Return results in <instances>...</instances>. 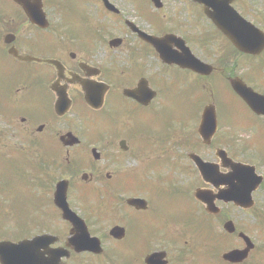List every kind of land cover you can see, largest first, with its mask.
<instances>
[{"label":"flooded vegetation","instance_id":"obj_1","mask_svg":"<svg viewBox=\"0 0 264 264\" xmlns=\"http://www.w3.org/2000/svg\"><path fill=\"white\" fill-rule=\"evenodd\" d=\"M43 1L46 26L32 24L22 8L9 7L0 38V61L21 68L14 86L0 97V115L6 116L0 157L26 160L16 172L22 194L0 189V210L10 241L39 236L48 241L25 254L26 264L220 260V249L205 243L203 233L213 237L222 222L234 220L233 211H240L220 194L227 188L220 175L233 173L231 162L240 154H253L246 162L263 176L254 204L244 210L247 230L258 231L255 222L264 229V113L244 102L231 85L241 78L264 97V50L245 53L223 37L217 54H205V29L194 25L204 19L203 7L193 0H108L115 8L106 0H84L81 7L73 6V0ZM123 1L130 5L124 7ZM249 4L234 2L264 30V14L254 20L246 11ZM188 8L194 11L190 18ZM167 34L177 36L163 42L167 54L161 55L150 38ZM187 47L193 57L213 65L209 75L193 69ZM13 52L36 59H20ZM221 86L243 103L250 116L245 126L223 117L228 104ZM204 92L208 99L198 100ZM61 94L70 101L68 109L62 105L65 113L56 107ZM189 96L197 101L191 117ZM212 101L218 127L205 140L199 126ZM170 110L183 112L150 124L156 113ZM196 156L212 165L214 175L200 170ZM61 181L72 211L68 219L55 199ZM197 189L213 192L219 212H209L195 198ZM174 194L193 195L192 202L173 200ZM253 251L248 264L263 255Z\"/></svg>","mask_w":264,"mask_h":264},{"label":"rangeland","instance_id":"obj_2","mask_svg":"<svg viewBox=\"0 0 264 264\" xmlns=\"http://www.w3.org/2000/svg\"><path fill=\"white\" fill-rule=\"evenodd\" d=\"M5 1L6 0H0V11L3 12L4 9H6V7L8 5H5ZM72 1V0H70ZM78 1L76 4L75 2ZM84 0H73V6L75 5L76 7H81L82 3ZM125 4H123L121 2V4L126 7L128 5H130L129 3L123 1ZM11 6V5H10ZM133 6V5H132ZM249 8L247 7L246 11L248 13H250V16L254 18V20L257 19L258 16H261V14H264V0H250V4H249ZM73 12V11H72ZM191 12H194L191 10ZM188 10L185 12L188 17L190 18L191 15H193ZM169 14L172 15L173 11L169 10ZM3 22L0 21V32H2L3 30V26H2ZM111 25H113V23H110ZM190 25L192 24V22L189 23ZM197 27H200L202 29H205L206 32H212L213 34H215L213 27L207 22V20L204 18L202 20H200L199 22L196 21V23L194 24ZM194 26V27H195ZM111 28L113 30H115L114 26H111ZM81 30V29H79ZM111 30V32L113 33L114 31ZM1 36V35H0ZM221 42V39L219 37H217V35H215L214 39H212V41L208 42V45H205V49H204V53L207 54L210 51H212L213 53L215 52V47L217 44H219ZM21 68L17 67L16 65H14L13 63H11L9 60L2 62L0 61V97L3 96V92H5L6 90H8V88L13 87V83L15 81H17L19 79V72H20ZM221 93L226 96L227 98V104H228V111H230L229 116L232 119V121H234L238 126H245V119L250 118L249 114H246V109L243 105V103L241 101H239L237 98L235 99L230 93L229 90L226 86H221L220 88ZM222 102L225 103L226 105V101L223 97H220ZM206 99V95H202L198 100H203ZM220 101V99H219ZM197 102V101H195ZM193 102V97L189 96V104L187 105L188 109H189V116L191 117L192 115H194L196 113V110L194 109V103ZM221 104V103H220ZM43 112L45 113H49V109H45L43 110ZM183 112V111H182ZM181 111L177 110H170L168 112H158L156 113L153 117H151L150 120V124H154V123H158L163 119H168V116H172L173 118L178 114L182 113ZM196 115V114H195ZM6 116L4 115H0V126H6ZM8 118V117H7ZM237 139H241L243 140V137H241L240 135L236 136ZM262 142V141H261ZM15 143V142H12ZM4 144L1 143L0 144V148L1 149H5V146H3ZM263 146V147H262ZM262 151L264 152V142H262L261 148ZM253 154H249V156H245V155H239V159L242 160H246V158H249L252 156ZM23 164H26V160L23 159L21 156H12L11 158H7L4 156L0 157V189L3 190L4 192H17L18 194H22V189H21V183L22 180L17 179L16 178V172H19L18 169L22 167ZM10 189H12L10 191ZM24 193H26V196L29 197V191L24 190ZM171 198L173 200L179 199V198H183L186 202L191 203L192 202V198L190 196H185L182 195V197L180 196H176L171 195ZM6 204L7 202L4 203L5 205V210H6ZM235 213V216H233L232 218L236 221V224L238 226L239 229H247V221L245 219V212L243 211H233ZM4 211L1 209L0 210V239H3V237L8 236L6 230H5V221H4ZM256 223H254L253 225H255ZM256 227V226H254ZM222 229V228H221ZM260 230L259 232H253L254 237L256 238V241L258 242L260 248H262V244H264V241L262 240V236L260 234ZM252 235V236H253ZM230 238H228V240L224 243L222 249H230L232 247H238V246H242L241 242H237L236 240H229ZM229 244H231L230 246H228ZM234 244H236L235 246H233ZM228 246V247H227ZM228 249H227V248ZM230 247V248H229ZM224 250V251H226ZM208 261H205L204 259L200 260V264H226L225 262L217 259L215 261L214 257L208 256L207 257Z\"/></svg>","mask_w":264,"mask_h":264},{"label":"water","instance_id":"obj_3","mask_svg":"<svg viewBox=\"0 0 264 264\" xmlns=\"http://www.w3.org/2000/svg\"><path fill=\"white\" fill-rule=\"evenodd\" d=\"M23 7L27 10L28 14L30 15L31 19L35 23H39L41 21V2L40 0H16ZM204 2L206 6H212V10H208V15L212 18V20L223 30V32L228 35L233 41L237 43V45L241 48H254L257 47L254 45L256 41L260 38L259 36L255 35L253 29H251V25H244L242 21L238 17L236 22L233 24L234 10L229 6V2L231 0H221L219 3L214 2V0H199ZM41 12V13H40ZM237 16V15H236ZM236 88L238 89L239 93L243 97H247V89L244 85L238 83L236 84ZM209 112L207 111V114ZM206 117V116H205ZM237 170V174L245 175L246 171L245 168H241ZM258 182L245 183V181H241L240 184L236 185L235 189L229 190V192H236L237 195L240 196V203L244 204L248 198L250 199V195L252 190L256 187ZM197 196L200 197L201 193H197ZM57 201L60 200V205L64 207L65 201V188L63 184L59 185L58 191L56 193ZM65 213H68L67 211ZM227 227L230 231L234 230L232 224H228ZM38 240V239H37ZM28 245V242H23L21 244H11L9 242H2L0 243V260L2 264H22L21 263V256L23 254V250ZM250 247L252 245L250 244ZM248 248L245 250H234L225 255V258L231 261H241L247 256Z\"/></svg>","mask_w":264,"mask_h":264}]
</instances>
